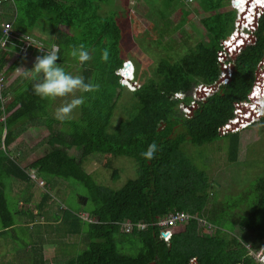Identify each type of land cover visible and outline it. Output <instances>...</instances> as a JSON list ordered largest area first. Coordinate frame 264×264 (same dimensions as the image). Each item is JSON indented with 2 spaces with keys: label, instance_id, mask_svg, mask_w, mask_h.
I'll return each mask as SVG.
<instances>
[{
  "label": "trees",
  "instance_id": "1",
  "mask_svg": "<svg viewBox=\"0 0 264 264\" xmlns=\"http://www.w3.org/2000/svg\"><path fill=\"white\" fill-rule=\"evenodd\" d=\"M5 1L0 0V4ZM141 2L148 8L147 12L163 18L159 21L167 25L170 22L164 21V11L169 4L184 6L181 0ZM203 3L208 15L201 22L211 37L210 44L197 40L190 46L189 35L175 25L174 35L187 46L182 43L178 46L180 53L176 59L167 55L156 59L149 74L144 69L146 74L141 82L138 81L139 87L130 91L129 96L124 95L125 89L116 73L126 59L132 60L122 56V43L130 27H123L120 20L130 18L127 8L126 14L112 10L110 0H12L15 13L8 30H4L6 22L0 18V240L3 246H8L13 241L11 238L18 239V232L25 229L29 235L35 226V230L45 232L43 224L28 226L29 222L41 217L44 222H52L48 227L55 233L61 232L63 238L80 237L79 243L66 242L71 249L67 251V259L59 264H263L255 254L264 253V176L258 179L252 191L255 195L238 200L237 208L232 203L217 201L218 209L205 211L210 187L207 175L192 162L182 144L218 142L214 150L222 151L228 161L237 160L239 135L222 127L235 118L237 107L245 113L247 104L241 103L246 100L256 66L264 57V12L254 32L244 34L238 29L228 39L234 43L244 38L243 46L233 58L231 79L205 100H197L196 108L187 116L179 104L193 100L191 92L197 84L216 81L220 71L215 59L219 40L230 33L235 18L234 10L220 11L225 6L221 0H204ZM236 5L241 10L247 9V2ZM249 10L243 11L246 20L239 18V25L252 18L251 6ZM10 15L9 10L6 16ZM35 28L48 32L51 40L38 38L44 42L41 41L43 46H47V42H50L49 47L58 46V63L67 71L75 65L69 72L79 73L86 80L94 78L100 84L98 92L83 94L87 97L86 104L78 108L71 121L61 123L54 119L52 99L36 96L28 78L20 76L5 88L8 77L28 54L33 56L30 62L33 66L38 55L50 50L42 48L37 36L30 33ZM16 31L30 34L32 41L26 42ZM7 32L18 44L26 43L27 49L19 45H1ZM162 36L160 34L156 42L151 41L152 44L162 43ZM79 43L95 50L93 59L83 66L69 55L71 47ZM138 44V41L127 43ZM105 49L109 51L106 62L101 59ZM134 67L138 79L139 71ZM209 90L201 86L197 95L202 98ZM176 92L184 94L182 100L174 98ZM127 96L130 102L126 104L127 116L116 122V110ZM260 119L257 124L264 123V115ZM38 125L48 130L45 143L49 149L23 165L19 160L23 161L22 152L27 150L20 149V136ZM152 142H156L159 151L155 159L149 161L141 154ZM75 147L80 150L78 157L69 152ZM93 153L132 158L136 177L127 179L117 189L101 185L84 166L85 159ZM112 175L117 179L116 171ZM54 178H71L86 187V202L91 207L83 209L87 214L83 215L85 218L78 209L69 210L60 204L58 206L63 208L60 215L53 209L44 211L48 192H43L42 200L34 204L36 213L18 207L19 199L30 202L32 195L28 189L33 187L34 190L36 181H46L50 186ZM19 183L23 184V189ZM6 189L11 202L7 200ZM16 190L20 193H15ZM241 203L243 206H239ZM179 210L189 213L190 217L177 224L176 231L173 229L170 238L164 240L161 237L164 226L159 221L171 211ZM200 219L210 225L211 235L201 230ZM236 219L252 233L248 245L232 233ZM60 225L64 230L58 231ZM76 244L79 248L84 246L78 253L74 252ZM29 245L32 246L25 244ZM32 264L49 263L39 253L32 257Z\"/></svg>",
  "mask_w": 264,
  "mask_h": 264
},
{
  "label": "rangeland",
  "instance_id": "2",
  "mask_svg": "<svg viewBox=\"0 0 264 264\" xmlns=\"http://www.w3.org/2000/svg\"><path fill=\"white\" fill-rule=\"evenodd\" d=\"M141 1L142 0H110V8L112 10L122 11L123 14H126L125 8H127L129 11L130 18H128L127 21L122 20V18L120 20V24H122L123 22V27H130V33L124 32V34H128V37L126 40L124 39L122 43V56L124 58H132V60L134 61L133 62L130 59L136 66V71L138 68L139 82H141L142 76L144 74H149V72L155 67L156 59H159L162 56L166 55L172 59H176L180 53V48L178 46H180L183 41L180 40L181 38L178 37V35L176 36L173 34L175 25H177V21L180 20V18L177 17V12L171 10V18L164 19V21L170 22L169 25H167V23L163 24L158 20V18L146 11L148 8H146L145 5L142 6ZM262 1L263 0H255L253 2L252 0V10L253 6H256L257 4L260 5ZM5 2L10 3L9 5L11 15L6 16L5 13H0V18H2V20L6 22L5 24L7 26L11 27V20L12 17H14L15 13L14 7L11 4L12 0H6ZM245 2L246 0H233V4L236 3L243 5ZM195 3H198L197 0H193L192 4ZM6 5L7 3H4V6ZM6 8L9 7H5V9ZM0 10V12H3L2 5H0ZM200 18L201 15L195 14L186 19L187 23L184 25V29L185 33L189 35V37L187 38V42L190 46L193 45L197 40L203 41V38L207 39V37L210 36L206 32V30H204V28H202V31H200ZM187 25H189L190 28L186 27ZM163 28L165 29V32H160V30ZM16 33L20 37H22L23 35H30L18 31H16ZM30 33L36 35L37 38L38 36H42L51 40L48 32H44L43 30L39 31L35 28V30L31 31ZM160 34H163V42L160 44H152V42H156V39ZM41 41L39 40L38 43L42 45ZM135 41L139 42V46L127 45V43L134 44ZM46 45L47 46L42 45V48L44 47L51 49L52 46L49 47L50 42H47ZM130 46H132V49L130 48ZM183 46L186 47L187 43H185ZM127 52H130L131 54ZM127 55L131 56L127 57ZM30 56L31 55L28 54V57L24 60L23 63L21 62L22 64H20L17 68L30 70L33 67L32 65H30V62H32L33 60V56ZM10 60L12 61V57ZM72 67L75 68V65ZM72 67H69V71L72 70ZM16 69L8 77L9 81H6L5 88H8L10 83H12L15 79L23 76L22 74L17 73ZM144 69L145 71L147 70L146 73ZM73 74L76 73L73 72ZM258 82L262 83L263 80H259ZM122 86L124 87V89H130L127 85L123 84ZM130 93V91L126 89L124 90V95L128 94L130 96ZM77 95H79V93H77ZM129 96L124 97L126 101H124L122 98L124 104L119 105L116 110V114L114 116L116 122H118V120H120L121 118L127 116L128 106L126 104H130ZM175 97L177 99H182V93L181 96H178V93H176ZM70 98L71 97H68L67 99ZM61 102V98H57L56 100H52L51 106H53L55 110L61 104ZM187 105L188 103H183L182 101L179 104L182 110H184L183 106ZM194 108L195 106L193 107V109ZM77 110L74 112V114L77 112ZM257 122L253 123L250 127L237 132L239 135V143L236 161H228L222 151H220L218 148H215L214 150L215 145L219 146L218 142L213 144L212 142L204 143L202 145H192L189 143L182 144L186 146L185 151L189 155L192 162L203 168L207 175V181L209 182L210 187L208 188L209 195L207 203L205 205V211L212 210L214 207L217 208V201L228 204L232 203V205H235V208H237L238 200L244 199V197H246V199H249L250 196L252 197L255 195L252 194V191H254V187L258 179L264 176V123L257 124ZM47 134V128L43 125H38V127H32L20 136V142L18 144L20 149L29 151H26L24 153L25 159L21 161L23 165H26L27 162L33 160L36 156L46 152L49 149V147L45 143V136ZM222 140L225 141L226 139ZM221 146H223V144ZM69 152L78 157L80 150L75 147L72 148ZM84 166L87 172L93 174L92 176L96 182L101 183V185L107 186V188L109 189H117L127 179L136 177L135 162L132 158L127 156H113L109 154L93 153L89 155L87 159H85ZM114 171L117 172V179L115 180L112 178V174L114 173ZM36 183L37 184L34 190L33 187L31 188V190L28 189L29 192L31 191V195H34L32 206H34L37 201H41L43 192H48L50 194L49 201H51L50 203L55 205V207L53 208L59 215L60 209H63L62 206L69 210L78 209V212L81 214V216L87 215L83 211V209L86 210L87 208L91 207V204L89 202H86L87 189L82 183L77 182L71 178H54L50 186L46 181L43 184H41L40 181H36ZM19 185L20 188L23 189V184L19 183ZM248 191L250 192L248 193ZM5 193L7 200L11 202V197L7 189ZM21 204L22 202L18 206L22 208L26 207V205ZM59 204L62 206H58ZM239 206H243V204L241 203L239 204ZM58 214L57 216H59ZM37 221L40 222V220ZM30 223L34 225V221ZM207 225L208 224H206L205 226L203 225V220L199 224L202 231H204L208 235H211L212 228L207 227ZM60 226L61 227L58 231L64 230V226ZM35 227L33 228L34 232H30V235L27 234L26 229L18 232V239L15 240L11 238L13 241H10L8 246H3L0 240L1 264H32V257H35L36 255L38 256L39 253L43 255L47 263L59 264L67 259V251L69 252V250L71 249L69 246L67 247V245H65L67 244L66 242H80V237L78 235H69L68 237L63 238L61 232L55 233L48 226H42V228L45 229V232H39L38 230H35ZM179 228L180 227H178L177 229ZM174 231H176V229H174ZM232 233L236 235L239 241H241L245 245H248L253 237L252 233L248 229L240 225L238 219L234 220L233 222ZM26 243L31 244L32 246L31 250L30 247H28L25 252L24 250L26 248ZM79 247V244L75 245V253H78L84 246L81 248ZM27 255H29L28 258Z\"/></svg>",
  "mask_w": 264,
  "mask_h": 264
},
{
  "label": "clouds",
  "instance_id": "3",
  "mask_svg": "<svg viewBox=\"0 0 264 264\" xmlns=\"http://www.w3.org/2000/svg\"><path fill=\"white\" fill-rule=\"evenodd\" d=\"M228 4H230L231 8L235 11V18H234L232 30L230 31L228 35H226L225 37L219 40V47L216 50L215 59L220 68L217 79L212 84H204V83L197 84L193 88L191 92V96L193 95V92L195 90L196 91L199 90L198 89L199 86L200 87L205 86V87L210 88L209 93L205 95V98H206L208 95L216 91L220 85L226 84L231 79V75L234 69L233 58L240 50L244 38L234 43L229 42L228 39L231 36H233V34L238 29H239V32L244 33V34L246 32H254L257 28L258 18L264 12V4L261 6H257L256 7L257 10L255 11L256 16L254 17L252 14V18L248 22H245L243 25L242 24L239 25L238 23L239 18H242V19L245 18L246 20L245 13H243V10L237 9L238 7L233 4V0H228ZM251 24L254 25V28H251ZM227 46L231 48L226 49ZM223 49L226 54L225 59H219L217 57L218 52ZM94 51H95L94 49H89L88 47H86L84 43H79L71 47L69 55L74 60H76L79 65L83 66L84 64L90 62L93 59L92 53ZM59 59H60L59 48L58 46L53 45L50 50H46V53L44 55L42 56L38 55L35 58L33 67L30 70L23 69V68H17L16 71L17 73L22 74L25 78H28L30 82H32V90L36 96L40 97L41 99H52V100L61 98L62 100L61 104L54 111V119H56L57 121L61 123H64V122L71 121L74 118L73 116L74 112L78 108H82L86 104L87 97L83 94L98 92L100 90V84L96 82L94 78H88L86 80L85 77L79 73L73 74L72 72L67 71L66 68L61 63H58ZM101 59L105 62L109 59L108 49H105L103 51L101 55ZM263 59L264 57L260 61H263ZM126 60H129V63H127L128 67L127 66L123 67V64H122L121 66L122 71L118 70L119 73L117 75L120 77L119 78L120 84L127 85L131 89L133 82H137L138 87H139V82L135 75L134 63H132L130 59H126ZM227 64L230 65V70L228 71L230 75H229V79L223 82V80H221V77H222V73L228 68ZM257 66H256V70H257ZM255 79H256V76L254 78L251 89L247 94L246 100L243 101L241 105H245L247 104V102L251 101ZM125 89L128 91L135 90V89L130 90L128 88H125ZM77 93H81V95H77ZM176 93H178V96H181V92H176ZM176 93L174 94V98H176L175 97ZM183 95L184 94L182 93V98H183ZM256 96H257V99H260L264 104V94L258 95L257 93ZM68 97H71V98L67 99ZM193 97L194 96H192V99L194 100ZM194 101H197V100H194ZM189 104L190 103H188V105ZM258 109L259 110L257 112H255L254 110L255 112V115H254L249 112H246V113L241 112L240 107L236 108L235 118H233L231 121L227 123V124L233 125L234 127L236 126L235 130H231V131H239V130L246 129L247 127H250L253 123L257 122L262 117V115H264V105H262ZM233 121H235V123ZM158 151H159V146L156 144V142H152L151 144L148 145L147 149L144 152H142L141 155L146 160L151 161L155 159L156 153Z\"/></svg>",
  "mask_w": 264,
  "mask_h": 264
},
{
  "label": "built area",
  "instance_id": "4",
  "mask_svg": "<svg viewBox=\"0 0 264 264\" xmlns=\"http://www.w3.org/2000/svg\"><path fill=\"white\" fill-rule=\"evenodd\" d=\"M4 1V0H3ZM10 27L6 25L5 29L4 30H8ZM251 28H254V25L251 24ZM7 34V37H5V39L3 40V42L1 43V45H19L22 49L26 48V43H22V44H18L17 42H15L13 39H12V36L10 34L5 33ZM22 39H24L26 42H31V36L30 35H23L21 37ZM231 47H228L226 49H230ZM230 51V50H229ZM232 53V52H231ZM225 51L224 49L223 50H220L218 52V55L217 57L219 59H225ZM127 63H129V60H125L123 62V67L127 66ZM226 67V65H225ZM227 70H225L223 73H222V77H221V80H223V82L227 81L229 79V75L230 73L228 72L230 70V65L227 64ZM122 67L119 68V70L122 71L121 69ZM264 70V59L263 61H260L258 63V66H257V70L255 71V76H256V79H255V82H254V88L256 85H259L258 81H259V73L262 72ZM118 74V71L116 72ZM1 84V83H0ZM199 86V85H198ZM260 87L258 88V95H263L264 94V81L259 85ZM138 87V83L137 82H133L132 86H131V89L134 90ZM200 88V86L198 87V89ZM197 91L195 90L193 92V96H194V100H204L205 96L204 97H199L196 93ZM192 100L189 105L187 106H183V112H185V114L187 116H190L191 115V112L192 110H194L197 106L196 104V101ZM195 106V108L193 109V107ZM238 108V107H237ZM253 119V118H252ZM235 123V121H233ZM225 131H228V130H235L236 126L234 127L233 125H230V124H225L223 127H222ZM31 176L33 178H35V174L32 172L31 173ZM40 183L42 184L43 182L40 181ZM190 217V214L185 212V211H171L166 218L164 219H161L159 221V224L161 226H164V228L161 230V237L164 239V240H168L171 236V234L173 233V229L174 227L179 224V223H182V222H186ZM202 222V220L200 219L199 220V224ZM140 227H144V224L142 223H139L138 224ZM203 225L205 226V221H203ZM210 225H207V227H209ZM128 229V227H126ZM255 257L258 259V261L262 262L264 264V254L262 255H258V254H255Z\"/></svg>",
  "mask_w": 264,
  "mask_h": 264
},
{
  "label": "crops",
  "instance_id": "5",
  "mask_svg": "<svg viewBox=\"0 0 264 264\" xmlns=\"http://www.w3.org/2000/svg\"><path fill=\"white\" fill-rule=\"evenodd\" d=\"M154 2H162V1H164V0H153ZM183 3H184V6L182 5V4H178V5H170L169 4V6L167 7V10H165L164 11V13H165V15H166V17L167 18H171L170 17V11L171 10H174V12H177V14H178V18H180V20L179 21H177L178 22V24L176 25V26H178L179 28H182L184 31H185V29H184V25L187 23V18L188 17H190L191 15H195V14H198V15H201V18H200V31H202V28H204V26H203V24H202V22H201V19L203 18V17H205V16H207L208 15V12L206 11V10H204V7H206L205 6V4L203 3V1L204 0H197V2L198 3H195V4H192V2H193V0H181ZM223 3H225V6L224 7H222L221 9H220V11H225V10H232L233 11V9L229 6V4H228V0H221ZM4 3H7V5L6 6H4ZM4 3H1L0 5H2V11L3 12H0V13H5V15L7 14V11H9L10 10V3L9 2H4ZM13 5V4H12ZM5 7H9V8H6L5 9ZM13 7H14V5H13ZM14 10H15V8H14ZM1 11V10H0ZM155 17H156V14L154 15ZM166 17H164V18H166ZM156 18H158V17H156ZM160 19H163V18H158V20H160ZM191 19H193V18H191ZM234 22V21H233ZM186 27H188V28H190V26L189 25H187ZM233 28V27H232ZM204 30H206L205 28H204ZM164 32H165V30H164ZM207 32V31H206ZM175 33V32H174ZM173 33V34H174ZM208 33V32H207ZM209 34V33H208ZM211 38V37H210ZM210 38H209V36L207 37V39H205V38H203V42L206 44V45H208V44H210V42H211V40H210ZM244 40V39H243ZM242 46H243V43H242ZM241 46V47H242ZM234 113H235V110H234ZM233 119V118H232ZM231 119V120H232ZM230 120V121H231ZM227 124V123H226ZM225 125V124H224ZM32 127H30V128H28L27 130H29V129H31ZM26 130V131H27ZM244 130V129H243ZM240 131H242V130H239V131H229V132H240ZM26 152V151H25ZM29 152V151H28ZM45 153V152H44ZM23 154V160L25 159L24 158V153H22ZM41 154H43V153H41ZM20 162L22 161V160H19ZM15 193H20V191H18V190H16L15 191ZM49 197H50V194H49ZM49 197H48V199L47 200H45V202H44V204H46V205H44V207H43V210L44 211H49L50 209H53L55 212H56V210L53 208V207H55V205L54 204H52V203H50L51 201H49ZM33 198H34V195L31 197V200H30V202H28V203H26L25 201H23V200H21V199H19L18 200V205L22 202V204L21 205H26V207L24 208V209H31L32 211H33V213H36V208H35V205L34 206H32V202H33ZM41 200H42V197H41ZM19 207V206H18ZM37 220H40V222L39 221H37ZM43 219L40 217L39 219H36L35 218V220H34V223H38L39 222V224H43V225H45V226H49V224H51L52 222H44V221H42ZM33 222V221H32ZM29 225H33L32 223H30L29 222ZM28 247H30L31 248V246L29 245V246H27L26 247V249H28ZM26 249L24 250L25 252H26Z\"/></svg>",
  "mask_w": 264,
  "mask_h": 264
},
{
  "label": "bare ground",
  "instance_id": "6",
  "mask_svg": "<svg viewBox=\"0 0 264 264\" xmlns=\"http://www.w3.org/2000/svg\"><path fill=\"white\" fill-rule=\"evenodd\" d=\"M255 0H253L254 2ZM247 2V9H244L243 11H249V8L250 6L252 5V0H246ZM264 4V0H263V3L262 5ZM235 6H237L238 8L237 9H240V7L238 5H236V3L234 4ZM246 5V4H245ZM257 6H259L258 4L256 6L253 7V12H251L253 15L256 16V10H257ZM241 10V9H240ZM264 79V70L262 72L259 73V80H263ZM260 84V82H258ZM259 85H256L255 88L253 89V92H252V98H251V101L247 102V105L244 107L245 108V113L246 112H249L251 114H254L255 115V112H257L262 105H263V102L260 100V99H257V96L256 94L258 93V91L256 90V88H258ZM255 110V112H254Z\"/></svg>",
  "mask_w": 264,
  "mask_h": 264
}]
</instances>
